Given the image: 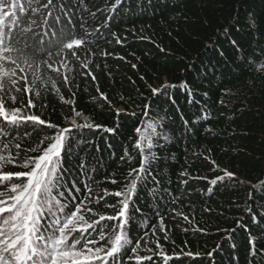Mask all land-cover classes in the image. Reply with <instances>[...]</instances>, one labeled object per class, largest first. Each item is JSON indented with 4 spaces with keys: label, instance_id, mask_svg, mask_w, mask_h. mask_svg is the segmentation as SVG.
Segmentation results:
<instances>
[{
    "label": "trees",
    "instance_id": "trees-1",
    "mask_svg": "<svg viewBox=\"0 0 264 264\" xmlns=\"http://www.w3.org/2000/svg\"><path fill=\"white\" fill-rule=\"evenodd\" d=\"M63 3L74 13L72 24L67 16L62 17L63 42L74 38L84 42L59 55V48L52 47V56L45 52L43 59L50 60L53 68L40 65L41 80L33 90L15 93L13 89L15 104L5 96L6 108L19 107L21 100L26 105L31 98L35 107L26 112L71 130L54 197L75 211V205L90 195L91 203L85 201L87 207L82 208L86 221L99 219L87 208L113 215L105 202L121 207L123 197L105 196V190L126 192L143 156L148 173L141 174L130 199L128 237L132 243L118 256L122 264H137V255L151 257L139 264H264V0ZM59 7L57 0L58 12ZM54 28L61 32L60 24L54 23ZM34 31H47L45 41L52 38V29L42 24L34 26ZM20 67L24 71L17 69V75L30 82L35 66L21 62ZM182 82L186 87H181ZM24 83L18 80V86ZM165 84L176 87L162 88ZM154 88L161 91L153 95ZM74 109L81 113L76 125L93 127H74ZM0 126L10 127L2 120ZM26 131L32 135L25 136ZM55 131L29 121L19 130V137L15 130L12 137L21 144L23 156L25 149L34 148ZM137 141L140 148L135 146ZM7 143L4 137L3 144ZM9 150L13 155L17 151L12 145ZM40 154L27 153L29 157ZM3 170L26 171L15 164ZM225 171L238 177L236 186L218 180L209 190L216 191L215 195L207 197L209 182ZM226 177L228 183L234 178ZM250 239L255 240V257L249 255ZM137 240L139 248L132 253ZM101 245L111 247L106 241H99L97 246ZM162 252L171 259L165 262Z\"/></svg>",
    "mask_w": 264,
    "mask_h": 264
},
{
    "label": "snow or ice",
    "instance_id": "snow-or-ice-1",
    "mask_svg": "<svg viewBox=\"0 0 264 264\" xmlns=\"http://www.w3.org/2000/svg\"><path fill=\"white\" fill-rule=\"evenodd\" d=\"M122 0H116L119 5ZM59 12L57 11V0H30L27 5H23L22 0H12L10 3H5L0 0V120L4 121L7 126H0V144H3V138H8V143L0 147V264H115L117 257L126 252L132 241L128 237L130 231L131 218L128 215L130 199L134 194L137 181L142 178L141 174H147L148 169L145 168L146 157L142 156L141 166L133 171L137 173L136 179H132L127 185V191H116L109 193L105 190V196L115 195L123 197L117 207L116 204H108L105 202L104 207L112 208L113 215L99 214L91 208L87 211L95 217L99 215V219L85 220L82 213V208H86L85 201L91 203V196H85L75 205V211H72L68 204L56 205V211L51 207V194L53 189L60 187V179L58 170L63 166V154L68 149V140L70 139V129L58 128L52 123H48L40 118V116L26 112L27 108L35 107L33 100L30 98L25 105L21 100L19 107L6 108L5 96L10 98L13 104L17 101V96L13 93H30L36 86V82L41 80L40 65L47 64L49 68H53L50 60L43 59V54L47 52L48 57L52 56V47H58L57 55L64 49H73L79 47L84 42L82 39L74 38L68 42H63L64 16H67L69 24H72V16L74 13L68 10V6L59 0ZM31 12V15L28 13ZM23 13V15H22ZM46 13V14H45ZM93 15H95L93 13ZM39 16L38 21L36 17ZM6 18L8 23H5ZM54 23L61 25V32L58 34L55 31ZM43 25L44 28L52 29L51 39L44 40V36L48 32L37 33L35 27ZM100 31L99 28L96 29ZM226 33L229 29L224 30ZM117 43L120 40L117 39ZM234 45L236 41L232 42ZM237 47H239L237 45ZM163 51V49H161ZM72 56L76 53L72 52ZM39 58V63L37 59ZM21 62L29 68H33L32 80L29 82L26 76H18L17 69L21 72L24 70L20 67ZM14 65L15 67H11ZM135 67V65H133ZM58 71L57 69H53ZM91 75V73H89ZM25 80L24 85L18 86V80ZM95 80V76H93ZM51 80V77H49ZM65 83H69L65 77ZM53 87L55 83L53 82ZM162 88L176 87V85H162ZM181 87H186L182 82ZM161 89H152L153 95L158 94ZM192 95L191 91L188 93ZM36 95L39 96L37 89ZM101 98L107 99L103 93ZM75 116L72 118L74 127H93L91 124L76 125L75 118L81 113L75 111ZM119 115V110L117 111ZM33 122L34 125H45L48 128L56 129L54 135H45L43 140L34 148L25 149V155H21V144L17 139L12 137V131H16V137H19V130L27 125V122ZM187 123V122H186ZM95 127H100L96 125ZM35 131V128H34ZM104 131H114L113 129L105 128ZM140 132V129H137ZM25 136H31L29 132L24 133ZM46 143V147L41 148V145ZM9 145L14 146L17 151L13 155L9 150ZM141 147L140 141L135 145ZM149 142V147H151ZM7 151L8 154L3 153ZM28 152L41 153L36 157H29ZM15 164L17 167L26 169V171H4L8 165ZM84 165L81 164V169ZM185 175V173H181ZM225 176L232 174L225 171ZM132 176V172L129 173ZM17 180L20 177H25V180ZM223 177H217L210 181L215 185L218 180ZM112 183H116L115 180ZM187 183V181H183ZM75 187V184H73ZM85 188L91 193V188L85 184ZM79 191V189H77ZM71 196L72 193L69 192ZM3 197H7L6 201ZM73 201L76 197H72ZM100 199H103L101 197ZM10 201V203H8ZM99 201H97L98 203ZM65 209H68L65 211ZM249 212L252 209L249 208ZM62 213V215H61ZM80 213L79 217L77 214ZM6 214V215H5ZM188 219L187 216L184 217ZM256 217L254 216V221ZM101 221H117L116 224H101ZM79 235L73 233L78 230ZM88 229L92 231L89 232ZM107 229V231H106ZM119 229V231H116ZM160 230H164L163 217L160 218ZM153 227V234H155ZM87 233V235H85ZM96 233L97 235H93ZM147 235V233H145ZM167 239V234H165ZM99 241H106L111 247L103 245L97 246ZM139 240L136 241V247L131 248L132 253H136L139 248ZM249 255L255 257L258 254L255 240L250 239ZM91 245V246H90ZM157 247L161 245L157 243ZM165 262L171 257L161 253ZM184 256H193L190 252H184ZM195 255H199L198 253ZM209 257L213 256L212 252L208 253ZM111 258V260H109ZM151 260V257L135 256L137 264L141 260Z\"/></svg>",
    "mask_w": 264,
    "mask_h": 264
},
{
    "label": "rangeland",
    "instance_id": "rangeland-1",
    "mask_svg": "<svg viewBox=\"0 0 264 264\" xmlns=\"http://www.w3.org/2000/svg\"><path fill=\"white\" fill-rule=\"evenodd\" d=\"M217 177H223L222 180H224V181L227 183V185L229 184L228 187H230V186H232V185H235V186H236V183L234 182L235 179L228 183L229 178H227V177L224 175V173H222V174H218V176L214 177V179H216ZM3 198H4V199H7V197H3ZM248 198H249V195H248ZM51 202L53 203L52 199H51Z\"/></svg>",
    "mask_w": 264,
    "mask_h": 264
},
{
    "label": "bare ground",
    "instance_id": "bare-ground-1",
    "mask_svg": "<svg viewBox=\"0 0 264 264\" xmlns=\"http://www.w3.org/2000/svg\"><path fill=\"white\" fill-rule=\"evenodd\" d=\"M46 80V79H45Z\"/></svg>",
    "mask_w": 264,
    "mask_h": 264
}]
</instances>
